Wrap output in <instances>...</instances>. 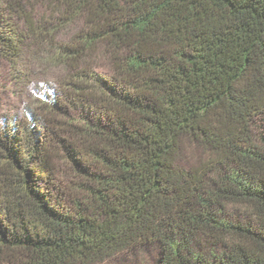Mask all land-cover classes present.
<instances>
[{"label":"trees","instance_id":"trees-1","mask_svg":"<svg viewBox=\"0 0 264 264\" xmlns=\"http://www.w3.org/2000/svg\"><path fill=\"white\" fill-rule=\"evenodd\" d=\"M42 1L58 28L0 0L12 63L78 26L60 89L0 123V264H264V0ZM182 139L213 157L182 165Z\"/></svg>","mask_w":264,"mask_h":264},{"label":"rangeland","instance_id":"rangeland-1","mask_svg":"<svg viewBox=\"0 0 264 264\" xmlns=\"http://www.w3.org/2000/svg\"><path fill=\"white\" fill-rule=\"evenodd\" d=\"M26 13L36 25L58 28L54 21L57 19L56 10L45 1L29 0ZM16 23L22 32L26 23L23 20ZM77 29L75 25L57 29L53 32L52 41L42 36L24 40L21 60L17 63L0 56V123L4 118H23L26 108L37 111L39 94L50 96L60 89L65 70L57 60L59 52L55 48L57 44L66 43ZM253 137L260 146H264V123L253 128ZM212 157L201 145L182 139L179 155L182 165L196 167ZM157 259L158 254L154 250L135 251L123 253L104 264H156Z\"/></svg>","mask_w":264,"mask_h":264}]
</instances>
